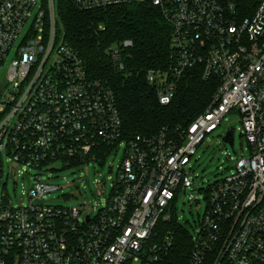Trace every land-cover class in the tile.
Masks as SVG:
<instances>
[{"label": "built area", "instance_id": "1", "mask_svg": "<svg viewBox=\"0 0 264 264\" xmlns=\"http://www.w3.org/2000/svg\"><path fill=\"white\" fill-rule=\"evenodd\" d=\"M57 1L0 0V183L4 160L40 172L27 206L0 196V264H165L173 239L157 226L193 183L191 157L232 113L241 117L249 157L236 158L231 174L208 187L187 264L211 255L214 264H264V0H253L246 17L224 0H69L79 10L159 9L171 28V61L147 70L145 81L160 105L171 102L187 70L217 80L207 109L186 128L131 140L122 136L110 87L88 76L58 33ZM131 46L107 48L117 71ZM121 146L119 174L96 217L80 221L84 209L34 203L61 190L42 181L54 170L46 167L104 160Z\"/></svg>", "mask_w": 264, "mask_h": 264}, {"label": "trees", "instance_id": "2", "mask_svg": "<svg viewBox=\"0 0 264 264\" xmlns=\"http://www.w3.org/2000/svg\"><path fill=\"white\" fill-rule=\"evenodd\" d=\"M224 1L242 17L251 15L256 6L253 0ZM57 16L58 33L78 52L88 76L103 81L112 90L124 139L151 137L161 130L176 133L210 104L217 80L203 79L199 68L180 76L174 96L165 106L158 103L155 88L145 81L147 70H164L171 61V28L158 8L149 3H132L79 10L69 0H58ZM125 40L132 43L130 57L124 70L117 71L106 50ZM174 210L172 207L171 218L160 222L157 231L161 235L169 233L173 239L165 264H187L193 249L192 236L178 222Z\"/></svg>", "mask_w": 264, "mask_h": 264}, {"label": "rangeland", "instance_id": "3", "mask_svg": "<svg viewBox=\"0 0 264 264\" xmlns=\"http://www.w3.org/2000/svg\"><path fill=\"white\" fill-rule=\"evenodd\" d=\"M240 119L238 113L227 115L222 125L205 137L203 144L191 157L189 176L193 183L186 189L185 194L179 193L174 201L178 222L187 228L190 236H194L198 230L200 220L205 213L207 206L205 191L209 186L231 174L236 158L249 157L246 139L241 136ZM232 127L235 129L233 149L222 142L223 137ZM123 156L124 147L121 146L116 151L112 150L104 160L69 168H63L60 163L46 167L54 170L43 173L42 181L61 187V190L47 194L43 200L34 203L65 209H84L80 214V221L85 216L96 217L109 199ZM4 162L0 196L5 194L13 208L27 206L30 203L27 194L36 184L34 176L40 172L27 168L25 173L23 166L10 168L5 160ZM2 184H5L3 189ZM214 262L215 255H212L206 264H214Z\"/></svg>", "mask_w": 264, "mask_h": 264}, {"label": "water", "instance_id": "4", "mask_svg": "<svg viewBox=\"0 0 264 264\" xmlns=\"http://www.w3.org/2000/svg\"><path fill=\"white\" fill-rule=\"evenodd\" d=\"M222 142L224 144H228L233 149V142H234V128L233 127L227 131V133L222 139ZM234 155L236 156V153H234Z\"/></svg>", "mask_w": 264, "mask_h": 264}]
</instances>
